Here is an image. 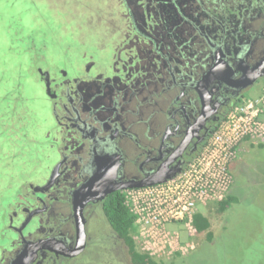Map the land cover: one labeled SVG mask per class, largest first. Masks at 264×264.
Returning a JSON list of instances; mask_svg holds the SVG:
<instances>
[{"label": "flooded vegetation", "instance_id": "obj_1", "mask_svg": "<svg viewBox=\"0 0 264 264\" xmlns=\"http://www.w3.org/2000/svg\"><path fill=\"white\" fill-rule=\"evenodd\" d=\"M113 1L76 62L36 69L50 163L3 209L0 264H131L107 198L180 174L264 79L246 83L264 66V0Z\"/></svg>", "mask_w": 264, "mask_h": 264}, {"label": "rangeland", "instance_id": "obj_2", "mask_svg": "<svg viewBox=\"0 0 264 264\" xmlns=\"http://www.w3.org/2000/svg\"><path fill=\"white\" fill-rule=\"evenodd\" d=\"M113 2L0 0V232L1 214L19 183L34 180L35 172L44 174L50 163L45 135L52 121L36 69H51L52 61L76 62L84 51L82 40L110 27L105 22L114 17ZM262 96L264 79L238 105ZM231 168L230 194L238 201L221 214L212 205L198 209L210 222L212 241L204 234L190 237L182 224H173L167 238L172 247L156 258L166 264H264V140L241 142ZM118 258L119 264L126 260Z\"/></svg>", "mask_w": 264, "mask_h": 264}, {"label": "built area", "instance_id": "obj_3", "mask_svg": "<svg viewBox=\"0 0 264 264\" xmlns=\"http://www.w3.org/2000/svg\"><path fill=\"white\" fill-rule=\"evenodd\" d=\"M264 140V96L236 106L215 132L199 158L172 179L123 192L124 205L135 216L134 239L151 256L172 247L168 226L182 224L190 237L197 233L192 218L199 207L225 199L233 178L229 166L245 139ZM177 239V236H175Z\"/></svg>", "mask_w": 264, "mask_h": 264}, {"label": "trees", "instance_id": "obj_4", "mask_svg": "<svg viewBox=\"0 0 264 264\" xmlns=\"http://www.w3.org/2000/svg\"><path fill=\"white\" fill-rule=\"evenodd\" d=\"M7 105L8 107H13L14 104ZM249 141V138H245L242 142ZM258 146L260 149L263 147L262 144ZM232 162L229 166L230 171L233 169L231 168ZM237 201V198L232 196L229 190L225 199L219 203L212 204V208L215 212L221 214L224 213L231 204ZM209 207L211 208V206ZM103 209L109 229L112 230V232L120 239L131 264H166L159 258H155L148 252L143 251L135 242L134 237L138 232V225L136 224L135 216L132 215L128 208L124 205L123 192L111 194L105 201ZM192 224L198 235L204 234L208 242L212 241L213 235L210 232L211 225L205 215L199 212L195 213L192 218ZM176 257H180L179 254H176ZM177 263L179 262H176L175 260L167 262V264Z\"/></svg>", "mask_w": 264, "mask_h": 264}, {"label": "water", "instance_id": "obj_5", "mask_svg": "<svg viewBox=\"0 0 264 264\" xmlns=\"http://www.w3.org/2000/svg\"><path fill=\"white\" fill-rule=\"evenodd\" d=\"M250 72L253 73L252 76L248 77L247 80H246V83L249 85V84H253V82L256 81V79H258L259 77H264V66L260 65L259 68H257V66H255L252 70H250ZM42 79L46 78V75L45 74H42ZM49 92V90L47 91ZM171 176H169L168 178H165L159 182H156V183H153V184H149V185H143V186H137L138 188H141V187H147V186H154V185H157V184H160V183H163L165 182L167 179H170ZM123 189H126V188H121L119 190H123ZM131 189V188H130ZM97 190V189H95ZM94 190L91 189V187H88V189L86 190V188L82 189L79 194L81 196V198L83 197L84 200L83 201H87L88 199H90V195H92ZM100 193V190L95 193V194H98ZM104 195V193H101L100 195Z\"/></svg>", "mask_w": 264, "mask_h": 264}]
</instances>
